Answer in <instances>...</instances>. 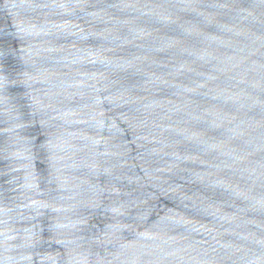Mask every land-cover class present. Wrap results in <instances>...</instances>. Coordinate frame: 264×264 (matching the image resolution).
Returning a JSON list of instances; mask_svg holds the SVG:
<instances>
[{"label": "water", "instance_id": "water-1", "mask_svg": "<svg viewBox=\"0 0 264 264\" xmlns=\"http://www.w3.org/2000/svg\"><path fill=\"white\" fill-rule=\"evenodd\" d=\"M0 264H264V0H0Z\"/></svg>", "mask_w": 264, "mask_h": 264}]
</instances>
